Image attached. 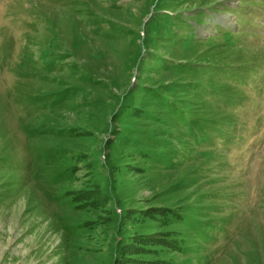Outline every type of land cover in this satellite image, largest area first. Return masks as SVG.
<instances>
[{
	"label": "rangeland",
	"instance_id": "obj_1",
	"mask_svg": "<svg viewBox=\"0 0 264 264\" xmlns=\"http://www.w3.org/2000/svg\"><path fill=\"white\" fill-rule=\"evenodd\" d=\"M136 236L264 264V0H0V264Z\"/></svg>",
	"mask_w": 264,
	"mask_h": 264
},
{
	"label": "trees",
	"instance_id": "obj_2",
	"mask_svg": "<svg viewBox=\"0 0 264 264\" xmlns=\"http://www.w3.org/2000/svg\"><path fill=\"white\" fill-rule=\"evenodd\" d=\"M131 217V216H130ZM137 238V240H136V243L137 244H135L133 247H135L134 249L135 250H131V251H129V250H126L125 251V254L127 255V256H125L122 260H121V262H118V264H134V263H139V262H129V259H134L133 257H131V256H129L128 257V255H130V254H137V253H141V251L143 250V249H145V245L144 244H146V243H153V241L151 240V237H149L147 240H145V238H143L142 236H136ZM159 239H161V238H159ZM165 239V238H164ZM134 260H136V259H134ZM140 264H144V263H140Z\"/></svg>",
	"mask_w": 264,
	"mask_h": 264
}]
</instances>
